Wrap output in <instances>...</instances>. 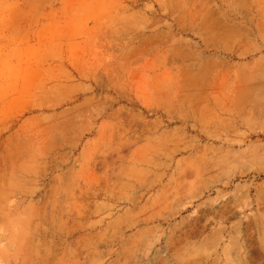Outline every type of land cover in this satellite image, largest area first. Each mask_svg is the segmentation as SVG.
<instances>
[{
    "label": "rangeland",
    "instance_id": "obj_1",
    "mask_svg": "<svg viewBox=\"0 0 264 264\" xmlns=\"http://www.w3.org/2000/svg\"><path fill=\"white\" fill-rule=\"evenodd\" d=\"M0 264H264V0H0Z\"/></svg>",
    "mask_w": 264,
    "mask_h": 264
}]
</instances>
